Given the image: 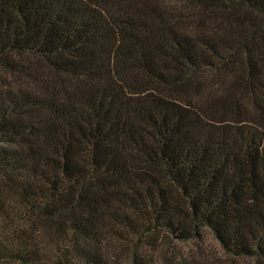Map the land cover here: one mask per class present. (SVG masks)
Returning a JSON list of instances; mask_svg holds the SVG:
<instances>
[{
	"label": "trees",
	"instance_id": "16d2710c",
	"mask_svg": "<svg viewBox=\"0 0 264 264\" xmlns=\"http://www.w3.org/2000/svg\"><path fill=\"white\" fill-rule=\"evenodd\" d=\"M247 13L264 0H0V264H199L170 245L205 233L264 264Z\"/></svg>",
	"mask_w": 264,
	"mask_h": 264
},
{
	"label": "rangeland",
	"instance_id": "374dc122",
	"mask_svg": "<svg viewBox=\"0 0 264 264\" xmlns=\"http://www.w3.org/2000/svg\"><path fill=\"white\" fill-rule=\"evenodd\" d=\"M171 4L172 6H176L187 11L186 8H184V5H179L176 2H171ZM208 14H206L208 16H205L207 18L202 16V22H204L205 26L213 27V29H218V27L220 26L219 19L210 17L212 15L211 13ZM246 17L248 19L247 23H234V28H239L248 33L250 30H252L253 23L250 22L252 21L256 25L260 26L258 32L264 33V24H262V21L258 16L250 15L247 13ZM170 247L173 252L180 254L182 253L184 256H186V260H192V258H194L199 252V264H257L255 260H242L226 256L220 245L206 233L199 240L191 241L189 243L173 242V245H170ZM112 249H114L111 253L114 260L117 258L118 260L122 261V264H129L126 256L128 254L126 249L120 248V252H116L117 254H115L116 250L114 246H112ZM148 255H152L155 258L157 256V253L156 251H153L151 249L148 251Z\"/></svg>",
	"mask_w": 264,
	"mask_h": 264
}]
</instances>
